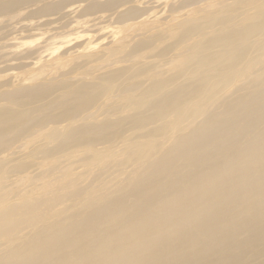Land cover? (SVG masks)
Here are the masks:
<instances>
[{"label":"bare ground","instance_id":"1","mask_svg":"<svg viewBox=\"0 0 264 264\" xmlns=\"http://www.w3.org/2000/svg\"><path fill=\"white\" fill-rule=\"evenodd\" d=\"M22 9L87 18L0 87V264H264V0H0Z\"/></svg>","mask_w":264,"mask_h":264},{"label":"rangeland","instance_id":"2","mask_svg":"<svg viewBox=\"0 0 264 264\" xmlns=\"http://www.w3.org/2000/svg\"><path fill=\"white\" fill-rule=\"evenodd\" d=\"M138 1V0H137ZM255 0H242V2H243V4L245 5V6H248L249 4H251V3H253ZM72 3V2H71ZM71 3L69 4V5H71ZM35 3H33L32 5H34ZM77 4L78 5H80L79 3H76V6H77ZM31 5V4H30ZM31 5V6H32ZM38 5V4H37ZM41 4H39V6H40ZM74 6H75V4H74ZM154 5H148V6H145V11L146 12H151V10L150 11H148V9L150 8V9H154V10H152V12H159V13H168L169 11H167V10H169L168 8H166L165 10H163V7H161V6H158L157 8H154V7H156V6H154ZM35 7H37L36 6V4H35ZM34 7V8H35ZM78 7V6H77ZM27 8V7H26ZM34 8L33 7H29L28 9H30V11H33L34 10ZM38 8V7H37ZM69 8V7H68ZM160 8H162V9H160ZM25 9V8H24ZM36 9V8H35ZM23 10V9H22ZM20 11V16H17L16 18L17 19H19V20H17L16 21V19L14 18V21H13V19H12V22H7V17H4V16H1L2 18H0V19H2L3 20V22H1L0 23V87H3V86H6V85H9V83H13L12 85H14V83H15V85L16 84H18V83H21V78H20V80L21 81H19V77H24V76H29V75H32L33 73H42L43 72V68H42V66H40V68H37L36 69V66L37 65H35L34 64V66L32 65V63L31 62H34V60L32 61V59H35V58H30L31 59V62H29L28 64H29V66L28 65H26L27 64V61L29 60V59H25L26 61V64L24 63V60H23V63L21 62V60L19 59V56H17V53H16V51H20V50H27L28 48H30L31 47V49L32 48H37V47H39L40 45H44V44H46V40L47 39H49V37L52 35V33L55 31H57V32H60V33H63V34H65V35H67V34H69V35H71V36H69V37H73V36H75V35H73L72 36V32H71V29L73 28V26L72 25H74L75 24V20H78L77 18H79V17H77L76 15L75 16H71V17H69V19L67 18H64V19H62V20H60V22L58 23V22H55L54 24L52 23V24H45L44 25V23H45V21H46V19H48L49 20V16H44V15H42V14H39V13H34V12H30V11ZM160 10H163V12L161 11L160 12ZM165 11V12H164ZM44 14H48V13H44ZM97 15H99V13L97 14ZM97 15H94V16H96L97 17ZM54 16V15H53ZM52 16V18L50 17V19H55V17H56V15L53 17ZM76 17V18H75ZM56 18H59V17H56ZM71 18V19H70ZM82 18H87V17H84V16H82L81 18H79V19H81V21L83 20ZM88 18H90V17H88ZM68 20L70 21V22H68ZM85 20V19H84ZM100 21L102 20V19H99ZM11 21V20H10ZM100 21H98V22H100ZM104 21V22H103ZM57 23V24H56ZM70 23V24H69ZM102 23V24H101ZM31 24H32V27L35 25V28L37 29H35L34 28V30H31L32 28L30 27L29 28V25L31 26ZM39 24V25H38ZM41 24V25H40ZM120 23H115L114 21H112V20H102L101 22H100V25L102 26V29H104V28H106V30L107 29H109V27H112V28H116L118 25H119ZM36 25H38V26H36ZM109 26V27H108ZM114 26V27H113ZM119 26H121V24L119 25ZM56 27V28H55ZM104 27V28H103ZM52 28V29H51ZM57 28H59V29H57ZM71 28V29H70ZM50 30H52V31H50ZM94 30V29H93ZM105 30V29H104ZM97 31V30H96ZM83 32H85L84 34L85 35H90V36H92L91 38L96 42V40L98 41V42H100V40L102 41V42H109L110 41V39H112V38H110L106 33H105V31L104 32H93V31H90L89 30V33H88V31H83ZM83 32H82V34H83ZM92 34V35H91ZM96 37H95V36ZM68 36H66V37H68ZM13 37V38H12ZM99 37V38H98ZM101 37H103V38H101ZM108 37V38H107ZM11 39V41H10V39ZM14 38H16L15 40H14ZM96 38V39H95ZM98 38V39H97ZM110 38V39H109ZM9 39V40H8ZM104 39V40H103ZM8 40V41H7ZM63 39H58L54 44H56V45H54V44H49V49H48V52H51V53H53V52H55V54L53 53V55H54V57L55 56H57V54H58V56L60 55V50H61V48L64 50L65 48V50H64V56H63V53L59 56V57H64V59H66V61H67V58H69L70 57V55L72 54V52H70L69 50H68V48L65 46V47H61V46H63L61 43H60V41H62ZM48 42H49V40H48ZM58 43V44H57ZM75 43V42H74ZM61 44V46H59ZM28 45V46H27ZM76 45V44H75ZM72 46H74V44L72 45ZM60 49H59V48ZM55 48H57V49H55ZM55 50V51H54ZM62 50V51H63ZM68 53V54H70V55H68L66 52ZM69 51V52H68ZM72 51H73V49H72ZM59 52V53H58ZM16 53V54H15ZM67 54V55H66ZM66 56H67V58H66ZM69 56V57H68ZM53 57V56H52ZM53 57V58H54ZM18 58V60H16ZM56 58V57H55ZM51 60V59H50ZM70 60V59H69ZM35 61H37L36 59H35ZM50 62V61H49ZM30 63H31V65L33 66H31L30 65ZM37 63V62H36ZM13 73H15L16 75H14ZM19 76H18V75ZM15 76H18V78H14ZM9 79V80H8ZM11 79H13L12 81H15V82H11L10 80ZM8 82V84H6ZM4 85H3V84ZM6 88V87H5ZM10 105V103L9 102H6V101H0V109H2V108H5L6 106H9ZM13 180H15L14 181V183H12V186H15V187H21V186H23V185H25V184H27L28 183V181H27V179H26V177H24V174L23 173H19L17 176H14L13 178H12Z\"/></svg>","mask_w":264,"mask_h":264}]
</instances>
